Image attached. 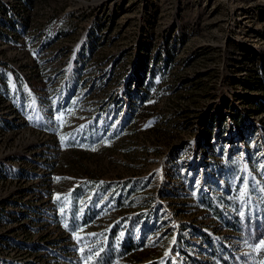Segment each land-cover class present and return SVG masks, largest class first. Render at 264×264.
<instances>
[{
	"label": "rangeland",
	"instance_id": "1",
	"mask_svg": "<svg viewBox=\"0 0 264 264\" xmlns=\"http://www.w3.org/2000/svg\"><path fill=\"white\" fill-rule=\"evenodd\" d=\"M262 238L264 0H0V264H264Z\"/></svg>",
	"mask_w": 264,
	"mask_h": 264
},
{
	"label": "snow or ice",
	"instance_id": "2",
	"mask_svg": "<svg viewBox=\"0 0 264 264\" xmlns=\"http://www.w3.org/2000/svg\"><path fill=\"white\" fill-rule=\"evenodd\" d=\"M241 215H243V213H241ZM258 244L260 245V246H264V238H262L259 242H258ZM91 257H89V259H90ZM85 264H87V261H85Z\"/></svg>",
	"mask_w": 264,
	"mask_h": 264
}]
</instances>
